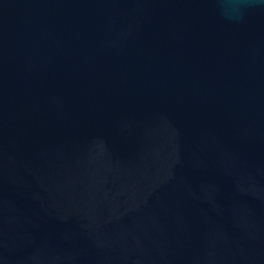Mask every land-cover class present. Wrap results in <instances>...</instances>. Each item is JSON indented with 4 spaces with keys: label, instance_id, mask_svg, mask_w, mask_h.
<instances>
[{
    "label": "water",
    "instance_id": "obj_1",
    "mask_svg": "<svg viewBox=\"0 0 264 264\" xmlns=\"http://www.w3.org/2000/svg\"><path fill=\"white\" fill-rule=\"evenodd\" d=\"M0 0V264H264V4Z\"/></svg>",
    "mask_w": 264,
    "mask_h": 264
},
{
    "label": "clouds",
    "instance_id": "obj_2",
    "mask_svg": "<svg viewBox=\"0 0 264 264\" xmlns=\"http://www.w3.org/2000/svg\"><path fill=\"white\" fill-rule=\"evenodd\" d=\"M261 4H264V0H259ZM221 7L226 13H237L242 7L240 0H227Z\"/></svg>",
    "mask_w": 264,
    "mask_h": 264
}]
</instances>
